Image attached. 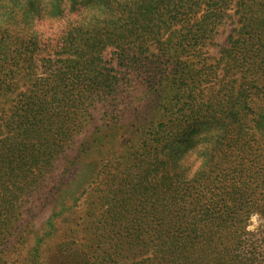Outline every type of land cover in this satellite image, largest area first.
I'll use <instances>...</instances> for the list:
<instances>
[{
    "label": "rangeland",
    "instance_id": "obj_1",
    "mask_svg": "<svg viewBox=\"0 0 264 264\" xmlns=\"http://www.w3.org/2000/svg\"><path fill=\"white\" fill-rule=\"evenodd\" d=\"M14 1L0 264H160L177 237L202 264H264V0ZM32 44L34 65L15 61Z\"/></svg>",
    "mask_w": 264,
    "mask_h": 264
},
{
    "label": "trees",
    "instance_id": "obj_2",
    "mask_svg": "<svg viewBox=\"0 0 264 264\" xmlns=\"http://www.w3.org/2000/svg\"><path fill=\"white\" fill-rule=\"evenodd\" d=\"M15 6L21 5L22 3L18 0H15ZM23 5V4H22ZM14 6V7H15ZM25 6V5H23ZM217 7H214V9L212 10H216ZM211 11L210 8H208L207 11H205L206 13H204L202 15V21L201 22H205V27H203L202 25L200 26V30L207 32V28H209V26L214 23L209 21V17L208 14ZM172 15H174V17H179L181 15L180 10L176 9ZM215 24V23H214ZM114 32L112 33L113 37H117L118 35L116 34V29H113ZM115 44V43H113ZM116 48H121V45H119L118 43L115 44ZM123 49V48H122ZM37 51L36 47L34 44H32L31 46H21L20 49L16 48L14 51V57H15V61L17 62H24L29 64V66H33L34 65V61H33V53ZM44 52V51H43ZM90 63L92 66V62L90 60ZM95 62L93 63V66H95ZM29 66L27 68H29ZM51 69V73L55 74L57 73V69H56V64H53V67L50 66ZM114 69V68H112ZM62 83L63 81L59 78V77H55L52 80L51 83L46 84V87L51 86L52 89L54 90V95L60 94V92H58V90H60L62 88ZM90 85L91 87L95 88V90H102L103 87H111L113 88L115 91L117 89H119V78H118V74L117 72L114 73V76L112 74H101L100 72L96 71L94 68L93 70H91L90 72ZM103 85V86H102ZM43 89V88H41ZM172 160H175L174 156H171ZM178 238V237H177ZM174 238V240L171 242L172 248L170 249H165L162 251H158V258L160 259V264H162L163 261L162 258L166 255L169 256L170 259L166 260V264H202L199 261V257L190 252V248H188V246H183V245H179L180 243L178 242V239ZM160 240L162 242V246H164L165 244H167V242L160 237ZM205 262V260H203ZM165 264V263H164Z\"/></svg>",
    "mask_w": 264,
    "mask_h": 264
}]
</instances>
